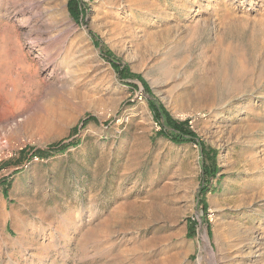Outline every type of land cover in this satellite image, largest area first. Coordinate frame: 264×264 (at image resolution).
<instances>
[{"label": "rangeland", "instance_id": "obj_1", "mask_svg": "<svg viewBox=\"0 0 264 264\" xmlns=\"http://www.w3.org/2000/svg\"><path fill=\"white\" fill-rule=\"evenodd\" d=\"M75 1L0 0V264H264V0Z\"/></svg>", "mask_w": 264, "mask_h": 264}, {"label": "trees", "instance_id": "obj_2", "mask_svg": "<svg viewBox=\"0 0 264 264\" xmlns=\"http://www.w3.org/2000/svg\"><path fill=\"white\" fill-rule=\"evenodd\" d=\"M69 4L72 12L75 15H78L80 12L79 10H82L81 7L78 6L75 0H70ZM109 60L113 64V66L117 69L119 74L128 75L127 70L126 69L122 70V68H120L117 65L116 61H114L111 58H109ZM148 103L153 111L155 120L160 124L164 134L167 137H169L171 140H173L176 143L197 141L196 136L189 127L187 120L177 121L171 118L168 115V113L163 109L161 104L157 102L154 98H149ZM62 145H60L59 147H61ZM201 152L202 154L200 156V162H199L202 170L201 188L205 189L208 187L209 178L210 176L213 175L215 170L210 168V166L206 163L207 158H205V155L203 154L202 147H201ZM35 155H39V153L37 152Z\"/></svg>", "mask_w": 264, "mask_h": 264}]
</instances>
